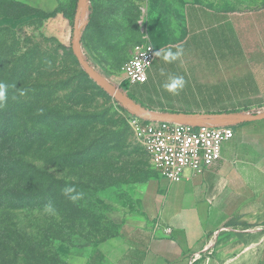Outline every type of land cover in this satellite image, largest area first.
Masks as SVG:
<instances>
[{
	"label": "rangeland",
	"instance_id": "obj_1",
	"mask_svg": "<svg viewBox=\"0 0 264 264\" xmlns=\"http://www.w3.org/2000/svg\"><path fill=\"white\" fill-rule=\"evenodd\" d=\"M151 1L164 18L176 19L143 28L137 22L143 13L124 5L117 6L111 27L99 28L96 12L89 18L91 0L85 1L82 51L98 72L156 113H229L237 104L232 97L239 96L256 103L254 62L228 60L220 26L191 28L183 12L188 4L220 10L223 0ZM74 2L60 10H73ZM17 3L31 6L28 0H0V83L7 86L0 155L11 167L17 196L14 209L0 207V264H113L110 243L128 219L149 217L157 228L159 215L179 205L176 191L132 131L130 107L84 73L72 49L75 15L73 23L62 13L22 17ZM260 30L264 39V19ZM147 44L157 52L182 49V55L173 62L157 55L149 82L126 90L123 66ZM169 76L186 81L177 94L163 88ZM238 111L257 114L264 106ZM225 124L239 130L238 122ZM6 183L1 174L0 189ZM65 188L75 191L66 195Z\"/></svg>",
	"mask_w": 264,
	"mask_h": 264
},
{
	"label": "crops",
	"instance_id": "obj_2",
	"mask_svg": "<svg viewBox=\"0 0 264 264\" xmlns=\"http://www.w3.org/2000/svg\"><path fill=\"white\" fill-rule=\"evenodd\" d=\"M28 1L53 12L70 0ZM91 4L99 28L111 27L120 10L117 6L124 5L133 7L134 14L138 9L143 13L137 21L143 28L176 19L164 18L160 11L152 13L150 0H91ZM183 12L191 28L205 27V23L210 28L220 26L228 60L254 62L256 103L232 97L237 104L228 108L264 106V39L259 38L264 4L223 0L220 10L188 4ZM244 98L248 103L240 104ZM234 132L215 165L201 174L187 172L179 183L165 179L176 191L179 205L173 213L159 215L157 228L149 217L128 219L110 243L113 264H264V122L239 124Z\"/></svg>",
	"mask_w": 264,
	"mask_h": 264
},
{
	"label": "built area",
	"instance_id": "obj_3",
	"mask_svg": "<svg viewBox=\"0 0 264 264\" xmlns=\"http://www.w3.org/2000/svg\"><path fill=\"white\" fill-rule=\"evenodd\" d=\"M156 53L151 44L138 47L123 66V82L130 87L147 84ZM127 118L161 177L171 183L181 182L187 172L201 174L215 165L222 159L224 143L235 136L226 124L152 121L130 110Z\"/></svg>",
	"mask_w": 264,
	"mask_h": 264
},
{
	"label": "water",
	"instance_id": "obj_4",
	"mask_svg": "<svg viewBox=\"0 0 264 264\" xmlns=\"http://www.w3.org/2000/svg\"><path fill=\"white\" fill-rule=\"evenodd\" d=\"M87 0H78L77 10L74 20L72 49L84 72L105 92L122 102L133 111L147 120L161 122H211L216 124H225L226 122H253L264 120V111L257 114L247 113H208V114H185V113H156L143 107L131 99L124 91L107 80L98 72L85 58L82 51V28L84 19V3Z\"/></svg>",
	"mask_w": 264,
	"mask_h": 264
},
{
	"label": "trees",
	"instance_id": "obj_5",
	"mask_svg": "<svg viewBox=\"0 0 264 264\" xmlns=\"http://www.w3.org/2000/svg\"><path fill=\"white\" fill-rule=\"evenodd\" d=\"M74 1H75L74 2L75 3L74 4V9L73 10L70 9V10H66V11H61L60 10V7L61 6L58 7L53 12H45V11H43L41 9L34 8V7H31V6H28V5H25V4H21V3L14 4L13 7L15 9L21 11L20 16H22V17L25 16V15H28V14H42L43 16H46V17H54L57 14L62 13L65 17H67L68 19H70L72 21V23H73V18H74V15H75L76 1L77 0H74ZM155 5H156V3L154 4V2L151 1V11H152V13L153 12L155 13V12H158V11L161 12V10L159 8H157ZM94 12H95L94 11V7L91 6L90 7V17H89L90 19H92L94 17ZM162 23H163V21L158 22V23H155V24L153 23V25H159L160 27L151 26V27H148V28H163L165 26H163ZM72 80H73V78H72ZM72 80H69V81H66V82H60V83H63V84L65 83L66 84V83L69 82V84H71L70 81H72ZM127 85L128 84L126 82H123V86L125 87L126 90L128 88ZM142 86H144V85H142ZM125 93L131 99H133L135 102H137L138 104L142 105L146 109H148L150 111H154L150 107V105L143 103L142 100H140L138 97H136L137 95L134 96L132 94H129L128 92H125ZM230 112H232V113H242V111H238V110L230 111ZM159 113H177V112H173V111H162V112H159ZM238 123L239 124H246V123H249V122L240 121ZM2 160H3V157L0 155V176H1V174H4L7 177V183L4 186L6 188H1L0 189V207L2 206V207H5V208L14 209L16 207V205H17L16 185L13 182L15 179H14L13 174L8 172V171H11V167L10 168H7V165L5 163H2Z\"/></svg>",
	"mask_w": 264,
	"mask_h": 264
},
{
	"label": "clouds",
	"instance_id": "obj_6",
	"mask_svg": "<svg viewBox=\"0 0 264 264\" xmlns=\"http://www.w3.org/2000/svg\"><path fill=\"white\" fill-rule=\"evenodd\" d=\"M156 55L160 56L162 55V58L166 62H173L179 59L182 55V49L177 50L176 52H173L171 49H161L160 52H157ZM186 81L183 76H169L168 82H166L163 85V88L172 94H177L180 90H182L185 87ZM6 85L3 83H0V103H3L6 101ZM75 191L74 188H65L64 192L65 194H69L71 192ZM73 200H76L77 197L73 196L71 197ZM51 207L50 205L48 206Z\"/></svg>",
	"mask_w": 264,
	"mask_h": 264
}]
</instances>
